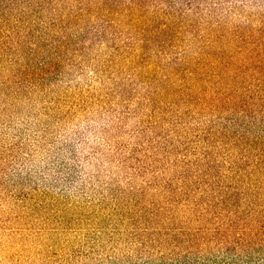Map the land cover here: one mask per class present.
Here are the masks:
<instances>
[{
    "label": "rangeland",
    "instance_id": "obj_1",
    "mask_svg": "<svg viewBox=\"0 0 264 264\" xmlns=\"http://www.w3.org/2000/svg\"><path fill=\"white\" fill-rule=\"evenodd\" d=\"M0 264H264V0H0Z\"/></svg>",
    "mask_w": 264,
    "mask_h": 264
},
{
    "label": "trees",
    "instance_id": "obj_2",
    "mask_svg": "<svg viewBox=\"0 0 264 264\" xmlns=\"http://www.w3.org/2000/svg\"><path fill=\"white\" fill-rule=\"evenodd\" d=\"M251 97H252V96H251ZM251 97L248 96V94H245V96H244V98H250V99H251Z\"/></svg>",
    "mask_w": 264,
    "mask_h": 264
}]
</instances>
